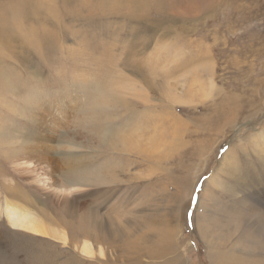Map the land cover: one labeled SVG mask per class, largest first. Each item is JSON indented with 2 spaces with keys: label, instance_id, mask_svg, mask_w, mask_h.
I'll list each match as a JSON object with an SVG mask.
<instances>
[{
  "label": "rangeland",
  "instance_id": "374dc122",
  "mask_svg": "<svg viewBox=\"0 0 264 264\" xmlns=\"http://www.w3.org/2000/svg\"><path fill=\"white\" fill-rule=\"evenodd\" d=\"M12 203L0 264H264V0H0Z\"/></svg>",
  "mask_w": 264,
  "mask_h": 264
},
{
  "label": "bare ground",
  "instance_id": "6f19581e",
  "mask_svg": "<svg viewBox=\"0 0 264 264\" xmlns=\"http://www.w3.org/2000/svg\"><path fill=\"white\" fill-rule=\"evenodd\" d=\"M21 5V4H20ZM38 14V13H37ZM49 32V31H48ZM49 34V33H48ZM42 45V44H41ZM102 93L100 94V97L102 98V101L103 99L107 96L105 94L104 91H101ZM96 93V92H95ZM22 96V95H21ZM109 96V95H108ZM111 96V95H110ZM27 97L25 99V101H30V97L28 96H25ZM116 98V97H115ZM37 99V98H36ZM97 99V98H96ZM100 99V98H99ZM98 99V100H99ZM181 101V100H180ZM36 102V100H35ZM112 102H113V99H112ZM185 101H183L184 103ZM37 103V102H36ZM104 103L106 104H110V102L108 101V98H106V100L104 99ZM106 104V105H107ZM116 104V103H115ZM99 130V129H98ZM126 147V146H124ZM18 153V152H17ZM21 153V151H20ZM78 171V172H77ZM80 171V168L79 166L77 165V163H74V164H70V166L68 167V178L66 180V182L68 183L67 185L69 186H75L76 184L78 183H82L86 180L85 176H83V172L82 173H79ZM86 171V170H85ZM75 172H77V177L76 175L74 174ZM250 182V181H249ZM77 187V186H75ZM244 199V198H243ZM242 199V200H243ZM13 207H10L8 205H5L4 208H2V211H1V208H0V217L1 215L4 216L7 220V222L9 224H11L12 226L14 227H21V228H26V229H31L32 231H35V232H42L40 231L41 226H40V222L38 221H34L31 216H30V213L28 212L27 209L25 208H22V209H19V208H15V205L12 203ZM33 214V213H32ZM264 224V223H263ZM263 226V225H262ZM264 227V226H263ZM49 229V228H48ZM50 230V229H49ZM48 230V231H49ZM57 230V229H56ZM47 231V230H46ZM60 232V231H59ZM57 233V231H56ZM61 233V232H60ZM58 234V233H57ZM246 235V234H245ZM65 236V235H64ZM61 237V236H59ZM63 237V236H62ZM81 252L85 253V254H92V251H91V245L89 242L85 241L83 242V244L81 245ZM99 251V250H98ZM35 252V251H34ZM101 254V252H99ZM243 261V260H242ZM259 261V260H258ZM261 261V260H260ZM262 264V263H261Z\"/></svg>",
  "mask_w": 264,
  "mask_h": 264
},
{
  "label": "snow or ice",
  "instance_id": "6c2138e0",
  "mask_svg": "<svg viewBox=\"0 0 264 264\" xmlns=\"http://www.w3.org/2000/svg\"><path fill=\"white\" fill-rule=\"evenodd\" d=\"M193 190H195V189H193Z\"/></svg>",
  "mask_w": 264,
  "mask_h": 264
}]
</instances>
